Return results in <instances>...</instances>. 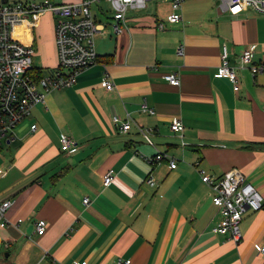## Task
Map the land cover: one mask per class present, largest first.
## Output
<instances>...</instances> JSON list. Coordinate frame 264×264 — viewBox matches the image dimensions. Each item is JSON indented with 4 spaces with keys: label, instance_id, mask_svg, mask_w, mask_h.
I'll use <instances>...</instances> for the list:
<instances>
[{
    "label": "crops",
    "instance_id": "crops-1",
    "mask_svg": "<svg viewBox=\"0 0 264 264\" xmlns=\"http://www.w3.org/2000/svg\"><path fill=\"white\" fill-rule=\"evenodd\" d=\"M169 2L149 12L129 10L120 32L99 21L98 61L72 86L47 93L0 148V201H12L8 223L0 226L1 262L264 264L254 246L264 244V204L245 211L242 240L235 243L212 231L222 216L200 174L204 169L217 179L236 169L264 196V72L242 68L240 60L252 47V64L264 66V13L233 12L218 0H187L183 20L170 23ZM92 10L97 20L104 14L99 5ZM48 14L19 27L35 48V28ZM181 44L183 55L177 53ZM224 44L238 91L214 75ZM53 49L56 67V43ZM168 73H177L180 85L168 82ZM144 102L153 113L142 111ZM115 116L131 117L130 129L123 132ZM175 119L183 122L182 133L171 129ZM148 127L153 144L140 131ZM62 134L76 141L69 151L62 149ZM158 152L177 166L169 159L151 162ZM110 171L113 181L105 185ZM149 176L156 180L153 187L146 183ZM38 219L48 221L43 235L34 229Z\"/></svg>",
    "mask_w": 264,
    "mask_h": 264
},
{
    "label": "built area",
    "instance_id": "built-area-1",
    "mask_svg": "<svg viewBox=\"0 0 264 264\" xmlns=\"http://www.w3.org/2000/svg\"><path fill=\"white\" fill-rule=\"evenodd\" d=\"M102 1L110 3L113 17L116 20L114 29L120 32V23L127 18L131 9H145L153 0H82L74 3L57 4L52 0L16 1L4 0L0 4V148L11 139L15 127L26 119L34 106L45 103L46 95L52 90L72 86L79 75L98 61L96 35L102 31L103 26L93 13L92 7ZM185 0H172V13L167 17L170 23L183 20L182 6ZM219 7L238 12L250 8L256 12L264 13V0H218ZM57 15L55 27V43L58 55V65L50 70H44L41 75L35 70L33 55L35 46L19 35V27L23 24L36 25L45 13ZM104 13V11H103ZM165 23H158L159 29H164ZM179 55L184 54V46L177 48ZM253 48L245 49L240 55L241 67L250 68L256 74L264 72V66L252 64ZM222 62L215 72L217 78H227L233 84V89H240L236 67L230 64L229 48L222 47ZM164 78L173 85H180L181 79L177 73H168ZM107 89L113 88L110 79L104 82ZM144 112L153 113L154 110L144 102L141 105ZM264 109V100H263ZM131 117L122 121L119 116L114 117L115 123H120L121 130L126 132L131 127ZM36 124L32 125V129ZM171 129L182 133L184 124L180 119H175ZM148 143L153 144L150 137L152 128H141ZM62 149L71 150L76 141L69 134L61 135ZM169 159L172 168L177 166L176 160L167 153L158 152L151 162ZM0 169V176L3 174ZM202 180L214 191L213 203L217 206L222 219L212 228L215 233H221L235 243L242 240L241 222L243 214L248 209L258 211L264 204L263 194L240 171L234 169L226 172L220 178L211 177L204 169H200ZM113 181L112 171L104 176V184ZM146 183L153 187L156 180L153 176L146 179ZM90 198L85 197L84 203L89 204ZM12 205L11 200L0 201V226L7 225L6 213ZM19 219L18 222H21ZM46 219H38L34 229L39 235L48 229ZM255 249L264 257V244L256 243ZM0 264H9L1 262ZM71 264H88L87 261ZM119 264H133L131 259H119Z\"/></svg>",
    "mask_w": 264,
    "mask_h": 264
},
{
    "label": "rangeland",
    "instance_id": "rangeland-1",
    "mask_svg": "<svg viewBox=\"0 0 264 264\" xmlns=\"http://www.w3.org/2000/svg\"><path fill=\"white\" fill-rule=\"evenodd\" d=\"M171 1V0H169ZM168 0H156L154 2H150L148 6L145 8L147 12L152 10V7H154L156 4L158 7H163L165 4L170 3ZM185 0L183 4L186 2ZM97 7L98 5H94ZM99 6L104 8V14H102L98 21L103 23L107 29L112 30L114 27V24L116 20L113 17V9L110 3H107L105 1H102ZM141 9V10H145ZM96 13V12H95ZM52 13H49L48 16L43 17L41 28L36 27L35 28V34L37 35V47L35 48V53L33 55V63L36 67L43 68L46 70H52L55 67H52L51 64L54 59V50L53 45H55V22L56 19H54ZM101 33H98L95 37L97 42V37ZM57 53V52H56ZM57 56V65H58V55ZM56 65V66H57Z\"/></svg>",
    "mask_w": 264,
    "mask_h": 264
},
{
    "label": "trees",
    "instance_id": "trees-1",
    "mask_svg": "<svg viewBox=\"0 0 264 264\" xmlns=\"http://www.w3.org/2000/svg\"><path fill=\"white\" fill-rule=\"evenodd\" d=\"M98 59H99V56H98ZM35 70L38 72L39 75H41L43 73V71H44L43 68H39V67H36Z\"/></svg>",
    "mask_w": 264,
    "mask_h": 264
},
{
    "label": "water",
    "instance_id": "water-1",
    "mask_svg": "<svg viewBox=\"0 0 264 264\" xmlns=\"http://www.w3.org/2000/svg\"><path fill=\"white\" fill-rule=\"evenodd\" d=\"M32 230H33V225H32V226H30V228H29V230H28V233H31V232H32Z\"/></svg>",
    "mask_w": 264,
    "mask_h": 264
}]
</instances>
